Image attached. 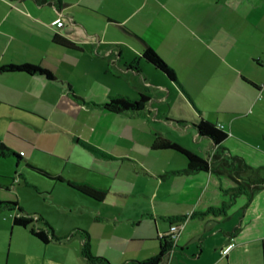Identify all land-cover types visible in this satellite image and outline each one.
<instances>
[{"label": "crops", "instance_id": "0c3cea01", "mask_svg": "<svg viewBox=\"0 0 264 264\" xmlns=\"http://www.w3.org/2000/svg\"><path fill=\"white\" fill-rule=\"evenodd\" d=\"M61 2L58 8L56 3L37 0H0V66L29 62L50 70L54 77L0 71V108L3 104L15 107L17 118L32 125L39 138L50 127L48 115L80 106V96L85 94L77 90L74 81L77 76L92 75L84 81L93 82L92 88L100 97L108 99L111 95L123 94L138 98L144 93L149 100L138 112H112L102 104L96 106L101 117L82 128L85 131L88 127L89 137L79 134L63 119H57L49 129L66 133L69 138L56 135V143L62 141L69 148L63 152L53 144L40 146L42 149L52 155L66 156L65 164L70 159L85 170L96 169L98 166L91 163L92 159L86 161L82 151L75 147L80 145L75 141L77 138L111 155V160L128 158L143 171L150 172L152 168L134 154L129 141L127 146H120L123 138L117 139V132L126 127L125 123L128 120L137 123L149 133L143 146L147 155L153 156V150L180 154L171 149L151 148L157 132L206 157L216 147L210 139L198 134L192 122L203 117L226 131L223 147L243 157L253 168H259L258 174L264 177V0ZM56 17H61V22L52 25ZM55 33L77 47L55 43L52 40ZM147 46L174 69L176 81L142 56ZM69 58L74 59L72 64H67ZM55 84H59V92H48V86ZM172 108L185 113L189 121L181 123L167 118L172 115ZM122 118L125 121L121 123ZM153 123L155 127H151ZM167 123L189 133L192 139H179L169 131L162 132L161 126ZM37 135L33 138L38 139ZM35 144L39 146L38 142ZM72 147L76 149L71 150ZM73 151L80 157L72 158ZM160 156L167 159V165L161 164L162 167L172 172L187 165L183 155L185 166L182 168L168 164L174 155ZM21 159L27 166L33 165L28 157L15 158L10 153L0 156V187L9 188ZM173 174L181 176L183 181L167 188L166 194L178 206L169 209L163 233L169 229V218L185 217L171 264H264V188L255 191L248 201L243 193L232 197L230 190L234 181L212 169ZM111 193L117 205L132 194L125 189L108 191ZM164 195L156 192L150 197L160 199ZM86 197L94 204L106 198L95 201ZM226 202L228 206L218 210ZM139 213L133 214V224H141ZM2 226L0 246L6 242L8 231L10 237L7 260L4 263L0 260V264H9L11 259L13 264H90L80 253V235L62 242L43 243L31 234L29 227L14 226L12 219ZM158 235V232L130 235L129 238L141 237L140 241L150 245L138 246L131 254L125 249L112 248L105 255L114 263L131 260L129 257L142 260L153 256L159 250Z\"/></svg>", "mask_w": 264, "mask_h": 264}, {"label": "rangeland", "instance_id": "374dc122", "mask_svg": "<svg viewBox=\"0 0 264 264\" xmlns=\"http://www.w3.org/2000/svg\"><path fill=\"white\" fill-rule=\"evenodd\" d=\"M66 62L67 64H72L74 59H66ZM90 77L92 75L76 77L74 81L77 90H81L85 94L83 97L80 96L81 98L78 102L80 106L72 107L69 109L70 111L65 110L62 114H60L59 110H56L53 115H48L47 125L50 126L49 128L53 125V121L63 119L67 125L78 130L79 134L89 137L88 127L96 123L101 117V112L96 106L103 104L107 100V96L100 97L94 92L92 88L93 82L84 81V79ZM58 86L59 84L48 86V92L57 94L59 92ZM101 99L103 101L100 102ZM184 101L186 103L185 99ZM3 105L5 108L3 106L0 108V139L8 148L13 149L22 157H28L29 161L33 163L32 166L47 169L46 171L49 173L60 174L63 180L68 179L77 182L83 180L89 185L103 189L106 198L102 203L94 204L92 200L70 188L65 183L49 179L28 167L25 161L21 159L19 160V166L15 167V177L10 181L11 183H8L9 188L0 187V200H17L21 208L26 212L41 214L53 226L56 234L64 235L76 227L87 230L91 237L92 254L104 256L109 261H111L110 258L105 254L112 248L125 249L127 254H131L138 246L150 245V242L140 241L141 237H132L134 238L132 239L128 236H136L139 232L144 235H155V232H158L159 235L163 233V230L167 227L166 218L168 212L178 206L172 202V196L166 194L167 188L175 187L183 180L181 176L173 174L170 169L162 167L161 164L167 165V159H163L164 157L160 155L164 153L167 155L166 158H169V154L174 155L175 158L170 159L168 164L178 168L185 166L184 162H182L183 156L170 150H153V156L147 155L143 146L148 139L149 133L137 123L129 122L128 120L125 123L126 127L117 132L119 135L117 139H121L120 136L123 138L120 146H127L129 141L132 144L134 154L144 162V165L152 168V171H143L140 166L128 158L114 161L110 158L98 156L80 145H78L79 147L75 145L79 151H82L86 161L92 159L91 163L98 166L96 169L85 170L82 165L73 164L74 161L70 159L65 164L63 159H66V156H60V158L40 147L56 144L64 152L69 148V145H66L68 146L66 148L65 143H62V141L57 144L58 138L56 135L58 137L65 135L69 138L66 133L51 131L47 127L48 131H42L38 138V131L32 125L26 124L21 117H18L20 119L17 118V112H14L16 111L15 107ZM171 112L172 115L167 116V118L177 121H189L187 115L179 112L178 109L172 108ZM22 114L31 116L24 112ZM175 116H180L181 118L177 119ZM120 121L122 123L125 119L122 118ZM192 122L194 124L197 123V121ZM86 124L88 127L83 131V125ZM151 127H155V124L153 123ZM161 130L162 132L169 131L179 139H192L189 133L183 132L181 128L177 129L169 123L163 124ZM36 135L39 140L33 138ZM29 137L38 142L39 146L31 141ZM190 144L194 146L192 142ZM76 148L72 147L71 150ZM71 156L72 158L80 157L76 151L71 152ZM122 189L132 194L122 199L120 204L117 205L114 199L115 196L112 193L108 194V191L114 192V190ZM156 192L159 195H165L160 199L151 198L150 196L156 195ZM241 199L243 197L238 198V202ZM136 211L140 212L139 220L142 221L140 225H137L136 222L133 224L132 216ZM12 214L13 212L9 210L0 212V235L2 233V225L12 219ZM182 228L179 231V235ZM58 232L63 233L60 234ZM5 236L6 242L4 240L3 246L6 244L4 247L0 246V260L3 263L8 257L9 231ZM118 238H122V240L115 241ZM127 259L141 260L135 257ZM9 264H13L12 259Z\"/></svg>", "mask_w": 264, "mask_h": 264}, {"label": "trees", "instance_id": "16d2710c", "mask_svg": "<svg viewBox=\"0 0 264 264\" xmlns=\"http://www.w3.org/2000/svg\"><path fill=\"white\" fill-rule=\"evenodd\" d=\"M40 3H56L57 7H61V0H37ZM55 43L68 48H76L77 46L69 39L59 35L54 34L53 39ZM142 56L149 61L155 68L162 71L168 78L176 81V75L174 69L169 66L151 47L147 46L144 49ZM264 64V63H263ZM1 72H22L26 74H39L47 79H53V74L50 70L33 63H9L0 66ZM149 97L140 93L138 98H131L127 95L116 94L111 95L102 104V106L112 112H123V111H141L143 110L147 103ZM184 123L185 121H178ZM196 131L200 136L207 137L215 145L214 152L210 153L208 156L203 157L196 153L195 151L179 144L176 141L168 139L157 132H154V139L151 143V148L153 149H171L175 150L181 155H183L187 161L185 168L181 170H174L173 172H199L212 169L217 173L225 174L234 181V186L230 190V195L235 197L238 194H246L248 201L252 197L255 191L264 188V177L258 174L259 168H253L250 166L243 157L230 153L225 147L221 145L222 141L225 139L227 133L220 126L215 123L200 117L196 124H193ZM75 141L80 145L85 147L87 150L106 158H112L111 155L106 152L93 147L87 142L81 141L75 138ZM10 153L15 158H21V155L16 153L14 150L8 148L3 142L0 141V156H5ZM30 168L36 170L40 174L48 177L49 179L55 180L57 182H65L67 186L76 190L77 192L84 194L95 201H101L105 197V192L101 188H97L93 185H89L84 181H71L63 180L61 176L54 175L41 168L28 165ZM247 172H253V176L247 174ZM228 206V202L221 205L218 210L222 211L224 207ZM2 210L12 211V224L14 226L29 227L31 234L43 243L62 242L68 238L80 235L82 242L80 253L82 257L90 264H130L135 262L136 264H162L166 256L171 253L175 247L176 242L173 237L168 233H162L157 236L159 242L158 252L150 257L144 258L142 260H127L121 263H112L104 256H98L92 254L91 251V238L87 230L81 228H73L68 233L64 235H58L55 233L53 226L38 213H28L21 208L18 201L14 200H0V212ZM214 211V210H212ZM185 215L176 216L169 218L170 225L183 223ZM38 223V224H36ZM169 225V226H170Z\"/></svg>", "mask_w": 264, "mask_h": 264}, {"label": "built area", "instance_id": "2783aa9c", "mask_svg": "<svg viewBox=\"0 0 264 264\" xmlns=\"http://www.w3.org/2000/svg\"><path fill=\"white\" fill-rule=\"evenodd\" d=\"M61 22V17H56L51 24L55 25ZM221 126V125H220ZM222 127V126H221ZM182 228V224H172L169 226L168 233L173 237L174 241H177L179 236V231ZM233 245V244H232ZM171 256L172 252L169 253L166 258L164 259L162 264H171Z\"/></svg>", "mask_w": 264, "mask_h": 264}]
</instances>
